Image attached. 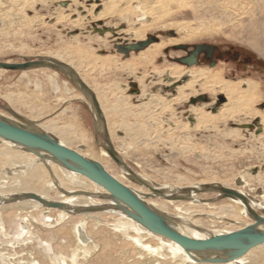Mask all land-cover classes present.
I'll use <instances>...</instances> for the list:
<instances>
[{
    "label": "rangeland",
    "instance_id": "1",
    "mask_svg": "<svg viewBox=\"0 0 264 264\" xmlns=\"http://www.w3.org/2000/svg\"><path fill=\"white\" fill-rule=\"evenodd\" d=\"M2 1L5 2L0 8V60L11 63L57 60L79 73L101 96L105 110L107 108L105 118L110 127V139L120 148V156L133 171L153 180L161 189L165 184H179L181 179L190 185L229 182L237 188L234 180L246 170L251 171L250 176L256 172L264 176V140L256 138L259 134L264 137V131L257 127L258 117L249 115V109L243 108L241 113L227 121L202 124L196 121L193 109L197 107L207 113L214 111V107L226 102L225 96L214 92L202 93L197 85V93L175 105L171 103L177 94L174 86L183 82L168 86L159 74V71L176 65L189 68L178 61L187 55V50L179 46L192 49L194 45L209 44L217 47L214 56L216 69L223 73L224 80L233 84L240 80H253L262 84L264 89V31L253 34L259 27L257 23L262 22L259 17L264 14V1L246 0V5L254 2L249 11L245 4L239 3V6L237 3L231 5L228 11L221 9L216 3L219 0H184L187 2L184 8L164 2L165 5H152L151 9L145 10V18L137 8V16L117 13L111 17L93 18L102 11L101 0H78L79 3L73 0ZM93 5L96 8L90 14L89 9ZM166 5L168 7H163ZM241 12L246 14L238 16L241 19L237 18ZM82 17L83 20L78 21ZM135 32L143 33L144 40L155 37V43L170 40L175 43L162 48L153 60H139L143 50L129 55L118 52L117 45L144 41L137 38ZM190 33L192 37L186 38ZM250 41L257 43L256 48ZM234 51L238 57L234 56ZM123 64L129 67L121 68ZM196 66L211 65L204 56H200ZM51 76L56 84L50 80ZM202 96L204 101L192 102ZM86 100L71 77L60 70L41 67L25 74L0 70V113L20 118L25 124L27 120L46 126L54 124L53 127L61 130L73 126L76 131V135L70 137L74 140L73 148L98 154L107 142L103 131L94 128L93 108ZM254 109L264 114V95ZM109 162V166L118 167L114 160L109 159ZM128 183L142 187L137 182ZM253 184L264 193L258 178L253 179ZM197 190L203 198L214 196L209 190ZM245 190L251 196L257 193L251 186ZM213 202L222 204L224 200L216 198ZM170 210L175 212L174 208ZM204 217L192 218L191 221L197 225L199 221L204 222L208 225V230L204 231L209 232L228 228L231 224L228 220L226 223L216 222L217 219ZM213 222L217 225L214 226ZM52 223V227H39L17 220L12 224L10 238L0 232V264H5V255L11 258V262H16L14 264H31L33 257L41 264H51L46 256L49 252L40 246L51 244L54 248L51 254H59L50 231L65 226V223ZM16 224L18 227L21 225L20 228ZM199 225L202 226L201 223ZM196 228L200 232L201 229ZM26 237L32 239L26 240ZM146 239L147 242L152 241ZM153 241L156 245L157 242ZM69 249L67 247L63 253L71 264L72 251ZM89 264L98 263L90 259Z\"/></svg>",
    "mask_w": 264,
    "mask_h": 264
},
{
    "label": "bare ground",
    "instance_id": "2",
    "mask_svg": "<svg viewBox=\"0 0 264 264\" xmlns=\"http://www.w3.org/2000/svg\"><path fill=\"white\" fill-rule=\"evenodd\" d=\"M59 1L61 2L62 0ZM73 1L79 3L78 0ZM101 1L102 11L93 18L111 17L117 13L137 16L138 13H135V8L139 9L145 18L146 11L151 9L152 5H165L164 2L174 3L177 4L178 7L182 6L183 8L187 5V0ZM3 2L5 1L0 0V8L3 5ZM245 2L246 0H219L216 3L219 8L228 11L230 7H232L231 5L235 3H237V5L238 3L240 5H246ZM251 3L252 2L245 6L248 11L251 10L252 5H254V2L252 5ZM163 7L168 6L166 5ZM95 8L96 5H93L91 9H89V13L91 14ZM244 14L246 13L241 12L236 16L237 18H240L238 16ZM259 18H261L262 22L259 21L257 23L259 27L255 28L253 34L264 31V14ZM137 19H139V17ZM82 20L83 17L78 21ZM155 20L156 19L152 22H155ZM173 26H175V24ZM135 36L139 39L141 38V40L145 39L143 33L138 34L135 32ZM185 37L190 39L192 33ZM262 42L263 44H261L264 46V41ZM169 43L174 44L175 41L170 40L169 42L162 41L160 43H151L143 49L139 60H153L159 55L160 50L166 47ZM251 44L256 48L257 43L252 41ZM262 56L264 57V54ZM104 62L107 63V61H102V63ZM128 67L129 65L127 64L121 66V68ZM65 68L69 71L70 76H68L71 78L77 73L73 72V69L67 64L64 66V69ZM131 68L134 69V66H131ZM216 68L217 66L203 67L196 65L186 68L184 66L176 65L165 71H159V74L160 77L165 80L164 83L168 86H174L177 83L183 82L180 85L174 86L176 89L175 93L177 94L172 99L171 103L175 105L181 104L186 101L189 96L197 93L195 90L197 85L201 87L199 91L202 93L214 92L225 96L226 102L222 103L221 106L214 107V111L211 110V112L207 113L204 110L196 109L197 107L193 109L192 112L197 119L196 121L202 124H207L213 121H227L231 116L241 113L243 108H248L249 115H254L259 118V123L257 124L258 129L260 127L264 131V114L255 112L254 109V105L261 101V96L264 95L262 84L253 80H240L236 84H233L230 80H224L223 73L220 74L221 71ZM28 71L30 70L22 72L25 74ZM132 71L135 70H131V72ZM77 75L79 76V73H77ZM79 77L85 82L81 76ZM50 80L56 84V80L52 76L50 77ZM93 91L96 94L103 113L106 114L107 108L105 110V105H103V102L101 101L102 98H100L101 96L99 97L96 90ZM187 91H190V93H187ZM86 101H89L88 103H90V106L92 107L90 96H88ZM165 105L163 107H165ZM168 107L170 106L168 105ZM0 118H5L14 124H22L31 131L43 132L57 140L62 145L75 150L73 148L74 140L70 137L75 136L76 131L71 125H69L71 126L70 128L61 130L53 127L54 124L46 126L38 122H30L26 119L28 123L27 125V123H23L20 118L17 119L15 117L4 115L3 113H0ZM106 125L109 131L110 127L107 120ZM97 128L99 131L101 129L103 130L101 124L100 128ZM110 133L111 132H109V134ZM256 138H262V140H264V137L260 134ZM110 143L113 145L112 140ZM113 147L117 152V157L121 160V165H118L117 167L120 173L113 164L109 166V159L111 161L113 160L111 155L107 152V148H109L108 144L102 146V149L98 154L90 152L89 150L86 152L79 150L75 151L85 158L101 164L110 175L133 191V193L150 209L159 213L171 228L184 235L195 239H207L212 236L242 230L247 227H255L257 226L255 219L250 214L248 208L264 218V193L261 190L258 191L259 189H256V187H254L256 185L253 184V179L258 178V184H260V187L262 185V188H264V176L261 172H258V174L257 172L253 173V177V175H249L251 171L249 172V170L245 169L246 171L237 176L234 180L235 184L238 186L237 188H234L229 182L224 184L214 183L215 185L208 183L205 185L203 183L201 185H190V183H184V179H181L179 184H165L164 186H161L163 188L161 189L154 184L153 180H148L139 172L133 171L120 156V148L115 144ZM145 180H148L150 183ZM128 181L137 182L141 184L142 187H138V185L137 187H134L129 184ZM249 186L253 187V190L257 192L254 196H251L246 192L245 188ZM207 187H223L235 190L245 196L247 202L245 203L243 200L235 197H224L222 192L210 191ZM198 188H203V190L205 189L207 191L209 190L210 192H213L214 196L210 199L203 198L197 193ZM26 194H35L42 200L52 203H61L64 207L59 209L45 206L39 200L25 198L24 195ZM216 198H221L224 202L222 204L214 203L213 201H215ZM183 204H186V206ZM171 208H174L175 212H172L170 210ZM131 213L132 211L129 207L124 203L115 200L102 186L81 174L69 170L53 159L49 154L42 151L29 150L21 144L0 137V232L6 238H10L12 224L17 220L39 227L44 225L46 227H52L53 221L57 224L65 223V226L62 228L56 231H50V234L53 235V242L55 241L54 244H57L55 245L59 254L56 256L51 254L52 252L54 253V248L51 244H47V247L43 246V248L40 246L43 251L50 253L46 256L51 264H69L67 256H64L65 253H63L67 247L72 251L71 264H89L90 259L98 264H264V244L251 249L247 254L240 258L226 263L204 262L207 258L224 257V254L214 251L203 253L187 252L178 243L150 232L135 220L131 216ZM204 216L210 217L212 220L217 219L218 221L216 222L224 221L226 223L225 220H228L229 224L230 222L231 224L228 228L213 229L214 231L211 230L210 232L204 231L208 230V227H206L208 225L199 221L202 225L200 226V223L197 225L191 221L192 218H202ZM197 220L196 222H198ZM216 222H213L214 226L217 225ZM15 226L18 227L17 224ZM20 226L18 228H20ZM195 227L200 228V232L202 230L203 232H197ZM210 227H212V225H210ZM261 227V225L257 226L255 230H258ZM102 228L106 229L103 230ZM146 238L156 241L157 244L153 245L152 241L147 242L148 240ZM29 239L32 238L30 237L26 240ZM10 259L11 258H9L8 255H5L4 263H16L11 262ZM143 260L145 262H141ZM30 263L41 264L34 257L31 259Z\"/></svg>",
    "mask_w": 264,
    "mask_h": 264
},
{
    "label": "water",
    "instance_id": "3",
    "mask_svg": "<svg viewBox=\"0 0 264 264\" xmlns=\"http://www.w3.org/2000/svg\"><path fill=\"white\" fill-rule=\"evenodd\" d=\"M155 40H157L155 37H150L137 43L117 45L116 49L120 53L129 55L133 51L139 52L145 49L151 43L155 42ZM179 47L181 49L187 48V46L184 45ZM207 47L208 45H196V51L193 52L190 57L180 59L179 62L187 64L188 66L196 65L198 63L197 59L200 51ZM64 66H66V64L63 62L48 59L29 60L22 63H11L0 60V69L6 71H27L41 67H49L60 70L70 76L69 71H67L66 68L64 69ZM73 72H75L74 69ZM71 79L87 99L88 96L91 97L92 108L96 116V130L98 129L97 127L100 128L101 124V127L103 128V130L101 129L103 131V138L109 146L107 152L111 155L116 164L121 165V160L117 157V152L112 143H110L111 140L106 125V118L104 117V113L97 100L95 92L86 82L81 80L77 73H75L74 77ZM204 100L205 97L202 96L199 99H193L192 102L196 103L197 101ZM0 137L21 144L29 150L45 152L69 170L81 174L102 186L115 200H118L129 207L132 211L131 216L150 232L178 243L185 251L195 253L214 251L224 254V257L207 258L204 262L226 263L240 258L247 254L251 249L264 244V218L250 208H248L249 212L254 217L256 225L262 226L260 229L255 230L257 226L247 227L228 234L212 236L207 239H195L171 228L159 213L150 209L133 193V191L110 175L101 164L85 158L75 150L62 145L51 136L43 132L31 131L22 124H14L5 118H0ZM207 189L210 191H220L224 197H235L243 200L245 203L247 202L245 196L232 189L223 187H207ZM24 197L39 200L42 204L48 207L59 209L64 207L61 203H52L42 200L35 194H26Z\"/></svg>",
    "mask_w": 264,
    "mask_h": 264
},
{
    "label": "flooded vegetation",
    "instance_id": "4",
    "mask_svg": "<svg viewBox=\"0 0 264 264\" xmlns=\"http://www.w3.org/2000/svg\"><path fill=\"white\" fill-rule=\"evenodd\" d=\"M198 45H208L207 48H204L203 50L200 51V54L198 56V63L196 65L199 64V59H200V56H204V58L209 62V64L211 65L210 67H216L217 63H215V59H214V56H215V53H217V47L216 46H213V45H209V44H198ZM196 45H194V47L192 49H189L188 47L185 49L187 50V55L181 57V58H178V61L180 59H183V58H186V57H190L191 54L193 52L196 51V48H195ZM234 56L238 57V54L235 53V51L233 52ZM181 63V62H180ZM187 65V64H186ZM188 66V65H187ZM191 67V66H189Z\"/></svg>",
    "mask_w": 264,
    "mask_h": 264
},
{
    "label": "crops",
    "instance_id": "5",
    "mask_svg": "<svg viewBox=\"0 0 264 264\" xmlns=\"http://www.w3.org/2000/svg\"><path fill=\"white\" fill-rule=\"evenodd\" d=\"M87 103V102H86ZM92 109V108H91ZM90 111V110H89ZM92 111V110H91ZM93 117H94V128L96 129L97 123H96V116L94 111H92ZM105 115V114H104Z\"/></svg>",
    "mask_w": 264,
    "mask_h": 264
}]
</instances>
